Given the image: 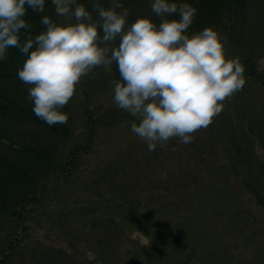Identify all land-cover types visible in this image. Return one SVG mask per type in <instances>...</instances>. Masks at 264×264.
Here are the masks:
<instances>
[{
    "label": "trees",
    "instance_id": "16d2710c",
    "mask_svg": "<svg viewBox=\"0 0 264 264\" xmlns=\"http://www.w3.org/2000/svg\"><path fill=\"white\" fill-rule=\"evenodd\" d=\"M79 2L91 9L90 0ZM152 2L121 0L129 24L141 15L158 24ZM176 2L198 9L189 34L214 27L226 37L227 56L245 67L244 88L189 144L175 139L148 151L107 133L121 121L131 131L135 119L93 102L119 78L115 65L110 75L97 68L83 77L62 109L67 124L50 126L33 113L29 86L17 76L26 56L10 48L0 61V264H90L88 254L101 264H264L263 226L259 257L251 245L250 261L233 254L238 232L255 220L245 203L264 214V0ZM42 15L60 19L51 0L43 13L27 8L33 36L44 30ZM38 227L81 245V257L36 236Z\"/></svg>",
    "mask_w": 264,
    "mask_h": 264
},
{
    "label": "clouds",
    "instance_id": "9594fccd",
    "mask_svg": "<svg viewBox=\"0 0 264 264\" xmlns=\"http://www.w3.org/2000/svg\"><path fill=\"white\" fill-rule=\"evenodd\" d=\"M90 2L91 9L79 0H51L60 19L42 15L44 30L33 36L27 8L43 13L46 0H0V61L10 48L26 56L17 76L29 86L33 113L48 125L67 124L62 109L97 68L110 75L115 65L114 103L135 118L131 131L148 151L174 138L191 143L244 88L245 67L227 56L226 37L211 26L189 34L198 12L191 3L153 0L159 23L141 15L129 24L121 0Z\"/></svg>",
    "mask_w": 264,
    "mask_h": 264
},
{
    "label": "rangeland",
    "instance_id": "374dc122",
    "mask_svg": "<svg viewBox=\"0 0 264 264\" xmlns=\"http://www.w3.org/2000/svg\"><path fill=\"white\" fill-rule=\"evenodd\" d=\"M261 62L264 65V58L261 60ZM113 88H114V86L112 84L109 85L108 87H106L104 90H102L100 92V94L97 96V98H95L93 100V102L96 104H99V106L102 109H104L106 107H110V106H116L114 103V100H113V96H114ZM74 110H75V106H74ZM126 124H127L126 121H121L118 125L109 126L107 133L111 134V135H116L119 132H121V136L123 137V139H125L124 141L128 140V141H131L135 144L136 143L146 144L145 142L140 140L132 131L128 130L125 126ZM106 136L107 135H105L103 138H105ZM175 139H178V138H174V139L169 140L167 142V144L164 146L169 147V146L175 144L176 142H173V140H175ZM124 141H122V143ZM164 146H162V147H164ZM217 185L219 186V184H217ZM234 185H235L234 188H235L237 194L240 195V197L242 199H245L246 197H248V195H246L247 191L243 186L240 187L236 183H234ZM232 197H234V196H232ZM226 203H228L229 205L232 206L231 208L233 209V211L236 210V207H239V206H237L236 202H232V204H231L228 200V197L226 198ZM245 204L247 205L248 209L251 211V213H252L251 216H254L255 220H254V222H249L250 220L247 219V223L243 226L244 228L238 232L237 238H239V240H241V244L237 243L236 247H238V249L233 251V254L234 255H237V254L243 255L244 254L245 259L247 261H250L249 255L248 254L246 255V253H248V248H247L248 245H251L253 248L252 250H249L250 252L251 251L254 252L257 257H259L261 255V248L258 247L257 244H258L259 240L260 241L262 240L263 236L261 233L262 230L259 229L258 227H261V226L264 227V214H262L261 211L259 213V208L253 206V205L257 206V203L251 205L248 202H246ZM231 220L229 222H231ZM252 224H254V225L252 226ZM226 226L227 227H225V229L228 232H230L231 229H233V227H231L228 224V221L226 222ZM35 235L38 237H42L44 240L55 242L56 244L65 247L66 249H68L69 253H71L75 256H78V257H81L79 252L84 251L83 247L79 244H75L74 241L72 242L68 238H65V237L60 236V235H55L53 233V229H51V228L43 229L42 227H38L35 229ZM140 238L146 245H149V241L147 240V238H145L144 236H140ZM196 248H202V241L201 242L198 241ZM76 253H78V254H76ZM83 258H86V260L89 261L90 264H101V262L94 259V257L91 254H88L86 257L83 256ZM263 263H264V261H263ZM257 264H262V263L259 262Z\"/></svg>",
    "mask_w": 264,
    "mask_h": 264
}]
</instances>
